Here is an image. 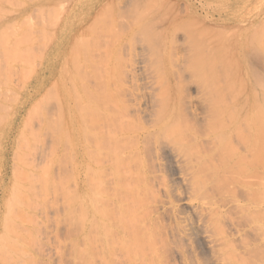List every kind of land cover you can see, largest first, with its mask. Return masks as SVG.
<instances>
[{"label":"bare ground","instance_id":"bare-ground-1","mask_svg":"<svg viewBox=\"0 0 264 264\" xmlns=\"http://www.w3.org/2000/svg\"><path fill=\"white\" fill-rule=\"evenodd\" d=\"M37 1L38 9H48L53 0ZM145 6L131 11L117 29L115 20L111 23L116 11L109 6L95 15L88 3L60 12L32 87L36 96L52 80L56 85L66 82L59 85L56 103L67 119L56 113L67 122L53 136L60 146L63 137L69 141L74 227L81 226L84 242L79 257L85 264H95L96 256L105 264H171L175 251L179 264H264V125L251 111L244 124L245 118L233 117L217 125L208 97L215 84L209 85L204 72L197 73L190 28L181 30L185 46L178 34L189 14ZM86 16L98 21V30L91 24L77 27ZM11 22L12 17H1L2 31ZM155 25L159 32L152 31ZM17 43L8 46L14 51ZM18 46L15 54L25 49ZM249 59L250 54L244 62ZM241 82L239 92H233L232 105L238 110L255 106L260 93L264 97V74L245 70ZM26 100L0 127V232L2 211L8 208V145ZM237 120L242 123L233 122Z\"/></svg>","mask_w":264,"mask_h":264},{"label":"rangeland","instance_id":"rangeland-1","mask_svg":"<svg viewBox=\"0 0 264 264\" xmlns=\"http://www.w3.org/2000/svg\"><path fill=\"white\" fill-rule=\"evenodd\" d=\"M34 1L36 4L33 3ZM37 2V0H0V9H2L0 19L7 16L14 20L4 31L0 26V127L8 125L18 108L27 99L19 116L20 120L14 129L13 138L8 145L9 182L6 184V196L4 197L8 208L2 211L5 224L4 230L0 232V264H85L83 256L79 257L84 246L80 233L81 226L79 225L77 229L74 227L72 198H74L76 188L72 161L68 152L69 141L66 136L63 137L65 140H62L60 146L59 140V144H55L54 139L57 127L67 122L65 121L67 115L62 109V111L59 110L58 103H56L61 98L59 88L66 82H62L59 86L52 80L53 82L42 87L36 96L33 95V90L36 89L32 88L41 71L40 62L45 57L48 47L52 45L49 43L50 38L55 33L56 26H59L56 21L58 14L61 15L68 11L72 5L82 9L88 3L92 15H95L103 6H109L116 11L115 18L111 21V23L116 21V23L113 22V26L115 24L114 27L117 26L114 29L120 27L121 24L124 26L130 19L128 14L137 10V7L138 10L143 9L144 5L160 13H168L173 9L174 11L171 12L176 11V14L177 11L180 14H189L190 20H182L181 25L184 28L182 29L180 25L178 34L185 46L187 37H184V32L181 30L185 31L187 27L190 28V35L193 36L192 42L195 45L192 61L197 58V73L201 75L204 72L203 75L207 77L209 85L213 87L215 84V92L211 88L209 92L212 96L208 94L213 102V105L209 106L211 110L209 114L218 120L217 125L227 124L229 123L226 121L227 118L233 117L245 118L244 124L246 116L251 111L257 123L264 125V97L261 93L258 96V103L253 107L248 105L238 110L232 105L233 92H236L242 83L241 73L245 70L249 73L252 70L255 74H264V59L261 56L264 55L262 54L264 52V0L49 1L48 9L49 5H53L54 10L52 8L48 10L46 6L38 9ZM90 24L96 30L98 28L95 27L100 25L97 20L86 16L78 22L77 27L91 28ZM157 25L151 27L152 31L159 32ZM44 29L47 33L43 32ZM5 31L15 32L8 37L9 33L6 36ZM16 36L22 39H18V42L15 40ZM23 40L24 42H21ZM29 40H32L31 45ZM7 41L9 42L6 45ZM11 41L18 42L17 46L20 44L17 50L25 48L20 50L22 53L16 52L15 54L17 46L14 45L16 48L13 51L11 46L15 43ZM137 44L142 45L140 40ZM25 45H30V47L27 46L30 50H26ZM26 52H28L27 55H20ZM249 54L251 59L249 63H246L244 58ZM46 72L43 74L45 79L49 75ZM197 97L202 98V95L198 94ZM56 112L58 116H65V119L57 117ZM54 117L57 120L60 119L59 122ZM61 119L64 120L61 121ZM42 120H45L44 123ZM60 121L61 124H59ZM233 122L242 123L238 120ZM64 126L62 130L59 129L63 133L66 128ZM238 145L239 143L235 142V146ZM3 158L4 143L0 139V174L3 173L1 168ZM0 218H2L1 214ZM79 218L82 220L81 214ZM167 222L168 219L165 217V223ZM234 242H236L235 245L240 243L238 239ZM171 247L173 250L176 249L175 245ZM199 252L203 258L207 257L202 250ZM170 256L171 264H179L177 252L172 251ZM94 262L105 264L99 256L95 257Z\"/></svg>","mask_w":264,"mask_h":264}]
</instances>
